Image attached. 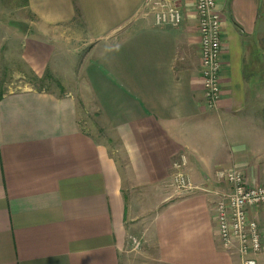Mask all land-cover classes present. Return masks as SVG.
<instances>
[{
  "label": "crops",
  "instance_id": "obj_1",
  "mask_svg": "<svg viewBox=\"0 0 264 264\" xmlns=\"http://www.w3.org/2000/svg\"><path fill=\"white\" fill-rule=\"evenodd\" d=\"M16 1L20 61L61 90L0 98V264H241L216 204L230 171L264 185V0H217L215 109L195 0H169L177 27L156 25L147 0ZM83 50L76 73L69 56ZM177 172L190 190L173 185ZM247 214L264 264V204Z\"/></svg>",
  "mask_w": 264,
  "mask_h": 264
},
{
  "label": "built area",
  "instance_id": "obj_2",
  "mask_svg": "<svg viewBox=\"0 0 264 264\" xmlns=\"http://www.w3.org/2000/svg\"><path fill=\"white\" fill-rule=\"evenodd\" d=\"M156 25L177 27L181 23L179 8L169 0H147ZM198 19L200 45V74L203 99L209 109H215L222 96L221 71V12L217 0H195ZM178 170L180 164L174 163ZM229 192L216 204L218 218V236L223 246L236 249L241 264H257L255 256L261 251L259 227L256 220L248 217L247 210L252 206L264 204V185L249 187L244 177L237 171H230L225 176ZM173 185L181 190H190L187 176L177 172L172 177ZM141 241L132 238L130 248L139 249Z\"/></svg>",
  "mask_w": 264,
  "mask_h": 264
},
{
  "label": "rangeland",
  "instance_id": "obj_3",
  "mask_svg": "<svg viewBox=\"0 0 264 264\" xmlns=\"http://www.w3.org/2000/svg\"><path fill=\"white\" fill-rule=\"evenodd\" d=\"M19 5L20 3H17L16 0H0V85L6 91H18L32 86L28 82V78L32 74L18 57L20 35L14 31L15 25L13 22L20 15L18 13ZM83 55L84 50L76 55L74 59L69 56L70 60L75 62L74 71L76 73H78ZM59 86V81L53 77V81H45L43 85H39L37 88L58 90ZM86 120L85 126L87 128L97 129L96 119L93 115L89 114Z\"/></svg>",
  "mask_w": 264,
  "mask_h": 264
},
{
  "label": "trees",
  "instance_id": "obj_4",
  "mask_svg": "<svg viewBox=\"0 0 264 264\" xmlns=\"http://www.w3.org/2000/svg\"><path fill=\"white\" fill-rule=\"evenodd\" d=\"M32 74V73H31ZM28 82L32 85L33 88L35 89H42L43 87L37 88V86L39 85H43V82L45 81H53V78L49 75L46 74L44 77L42 78H38L36 76H34L33 74L30 76V78H28ZM33 82V83H32ZM59 89L61 90V87L59 86ZM7 91L1 87L0 85V98L6 93Z\"/></svg>",
  "mask_w": 264,
  "mask_h": 264
}]
</instances>
